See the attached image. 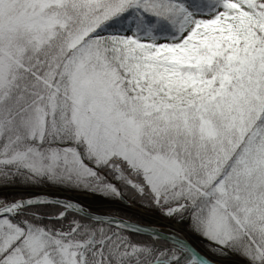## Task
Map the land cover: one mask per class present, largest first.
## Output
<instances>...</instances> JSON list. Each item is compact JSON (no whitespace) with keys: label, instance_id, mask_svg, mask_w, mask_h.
<instances>
[{"label":"snow or ice","instance_id":"obj_1","mask_svg":"<svg viewBox=\"0 0 264 264\" xmlns=\"http://www.w3.org/2000/svg\"><path fill=\"white\" fill-rule=\"evenodd\" d=\"M0 188V264H264V0H0Z\"/></svg>","mask_w":264,"mask_h":264},{"label":"water","instance_id":"obj_2","mask_svg":"<svg viewBox=\"0 0 264 264\" xmlns=\"http://www.w3.org/2000/svg\"><path fill=\"white\" fill-rule=\"evenodd\" d=\"M2 191H4V189H1L0 192H2ZM7 191L9 192L11 190H7ZM18 192L28 193V195L27 196H23V198L24 197H35V196H47V197L51 198V203H49V204H53V205H58L59 202H61V201H72L76 205L80 206L81 208L86 209L87 213L89 214V218L90 219L92 217H112V218L126 219L124 217H118V216H116L114 214H111V213L109 214V213L103 212L101 210L98 211V210L91 209L89 207L86 208L79 202V200L76 201L75 197H73V195H70V194L66 193L65 194L66 197L59 196L57 193H59V194H62V193L57 192L56 189H54V188H46L45 190L26 189V190H23V191L19 190ZM121 200H123L122 197H121ZM110 205H113V204H110ZM130 211L131 212H135L138 215H141V212H137V211H135L133 209H130ZM144 221H146V220H144ZM131 222H133L135 225H137L140 228V232L138 234L147 235L149 237L152 236V235H160V236L166 235V229L164 230L163 227H159V226H155V225L153 226L154 223H159V224L163 225L161 220H154V221L153 220H150V221L148 220V222H149L148 224H146L144 222L143 223L136 222V221H133V220ZM224 261H227V260L223 259V262Z\"/></svg>","mask_w":264,"mask_h":264},{"label":"rangeland","instance_id":"obj_3","mask_svg":"<svg viewBox=\"0 0 264 264\" xmlns=\"http://www.w3.org/2000/svg\"><path fill=\"white\" fill-rule=\"evenodd\" d=\"M44 187H46V186H44ZM52 188H55V187H53V186H51ZM29 188H31V189H34V188H38V189H40L39 187H19V186H7V189L6 190H11V191H7L8 193H9V195H10V197H12V198H15V197H18L19 195H22V194H20V193H22V192H18L19 190L21 191H23V190H26V189H29ZM41 189H43V188H41ZM56 189H58V190H60V191H63V192H74V193H76L77 194V196H76V198L80 201V203L83 205V206H85L86 208H91V209H95V210H105V208H107V207H105L104 205H106L107 204V202H113V203H115L116 205H122V204H120V203H118V200L117 201H112V200H109L108 199V197H106V196H104L102 193H95V191L94 190H82V189H77V190H63L62 188H60V187H56ZM77 191H78V193H77ZM79 193H82V194H84V195H86V196H84V197H78V194ZM24 196H27L28 195V193H26V194H23ZM22 195V196H23ZM104 206V207H103ZM146 213V212H145ZM148 214V213H147ZM153 215H155V214H153ZM158 216H160V215H158ZM157 216V217H158ZM155 225H158L159 226V224H155ZM161 227H163V226H161ZM202 248H203V245H200ZM204 249V248H203ZM205 251H206V249H204ZM224 260H227V261H224L223 262V264H235V260L232 258V257H229V258H223Z\"/></svg>","mask_w":264,"mask_h":264},{"label":"trees","instance_id":"obj_4","mask_svg":"<svg viewBox=\"0 0 264 264\" xmlns=\"http://www.w3.org/2000/svg\"><path fill=\"white\" fill-rule=\"evenodd\" d=\"M19 186V187H39V188H44V186H53V187H60V188H62L63 190H77V189H82V190H89V189H85V188H78V187H70V186H65V185H59V184H52V183H50V182H47V181H42L41 183H39V184H33V183H31V182H21L20 181V179L19 178H17L16 180H15V182H13V183H11V184H9L8 186ZM1 189V188H0ZM95 192H97V191H95ZM97 193H101V192H97ZM103 194V193H102ZM104 196H106V197H108V198H114L115 200H118V197H116V196H112V195H105V194H103ZM18 197H21L20 195L18 196ZM124 198H126L127 200H129L128 199V197L127 196H123ZM16 198V197H15ZM129 202H130V204H132V205H134L136 208H138V209H140V210H142L143 211V209L144 210H146L148 213H150V214H159V212H158V210H156V209H153V208H151V207H148V206H144V205H142V204H140V203H138V202H136V201H131V200H129ZM38 207H42V208H44V209H46V210H54L58 205H53V204H45V205H37ZM106 211L107 212H111V213H113V214H115V215H118V216H122V217H125V218H127V219H132L133 218V216H131L128 212H126V211H123V210H119V209H117V208H109V209H106ZM90 219V218H89ZM137 235V237L138 238H141V239H143V238H149V236H147V235H141V234H136Z\"/></svg>","mask_w":264,"mask_h":264},{"label":"flooded vegetation","instance_id":"obj_5","mask_svg":"<svg viewBox=\"0 0 264 264\" xmlns=\"http://www.w3.org/2000/svg\"><path fill=\"white\" fill-rule=\"evenodd\" d=\"M123 197V196H122ZM109 200H112V201H117V200H115L114 198H108ZM118 203H120V204H122V205H110V208H117V209H119L120 211L121 210H123V211H126V212H128L131 216H133V218L132 219H129V220H133V221H136V222H140V223H146V224H148L149 222H148V220L150 221V220H152V218L154 217V216H158L159 214H156L155 213V215H153V214H150V213H148L146 210H144L143 209V211L142 210H140V209H138V208H136L134 205H132V204H130V202H129V200H127L126 198H124L123 197V200H121V197H119V202ZM107 209H109V208H107ZM130 209H133V210H135V211H137V212H142V215L144 214V215H150L151 216V218H149L148 216L146 217V216H141V215H138V214H136L135 212H131L130 211ZM146 212V213H145ZM148 213V214H147ZM118 216V215H117ZM144 220H146V221H144ZM155 224H158V223H154L153 225H155ZM158 226V225H157Z\"/></svg>","mask_w":264,"mask_h":264},{"label":"bare ground","instance_id":"obj_6","mask_svg":"<svg viewBox=\"0 0 264 264\" xmlns=\"http://www.w3.org/2000/svg\"><path fill=\"white\" fill-rule=\"evenodd\" d=\"M84 196H86V195H84V194H82V193H79L78 194V197H84ZM87 197V196H86ZM141 216H148L149 218H151V216L150 215H142V212H141ZM154 219H156V220H161V218L160 217H157V216H154L153 217ZM163 226V229L165 230L166 228H165V226L164 225H162ZM201 252H204V253H206V251L200 246V249H199ZM234 258V260L236 259L235 257H233Z\"/></svg>","mask_w":264,"mask_h":264}]
</instances>
